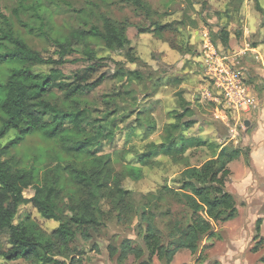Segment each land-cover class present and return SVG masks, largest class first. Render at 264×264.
I'll list each match as a JSON object with an SVG mask.
<instances>
[{
	"label": "rangeland",
	"instance_id": "374dc122",
	"mask_svg": "<svg viewBox=\"0 0 264 264\" xmlns=\"http://www.w3.org/2000/svg\"><path fill=\"white\" fill-rule=\"evenodd\" d=\"M40 1L51 11V30L29 31L17 23L14 30L44 57L53 56L56 51L51 39H63L74 29L100 27V16L109 17L115 23H126L125 35L130 42L129 47L114 51L95 40L87 46L99 58H104L95 77L104 73L105 80L83 99L93 110V117L100 120L96 126L115 125L114 136L102 140L92 150L97 155H110L116 171L129 165L140 170L141 175L137 180L129 177L122 180V189L128 192L126 201L133 209L128 220L107 222L90 242L80 239L77 248L84 253L79 264H114L106 248L118 247L124 239L142 246L136 229L140 206L147 198L156 196L161 186L173 187L185 167L199 166L223 148L226 152H238L237 158L228 165L231 174L225 183L226 191L234 197L237 214L224 223H214L213 236L204 238L195 254L180 250L171 264H264V16L255 8L257 3L264 10V0H143L146 6L143 11L115 0ZM17 2L0 0V12L11 17ZM164 24H171V29L161 34L138 32L139 28ZM223 26L229 30L226 48L218 38ZM208 39L217 50L237 60L233 68L255 103L249 111L232 110L208 79L205 56ZM73 49L76 54L70 60L80 58L83 50L82 46ZM84 65L82 62L65 64L61 68L64 78ZM49 69L41 66L32 71L46 73ZM118 70L123 75L136 71L140 77L119 79L115 77ZM182 101L193 109L192 119L196 122L181 137L198 139L203 145L188 148L179 160L156 156L147 166H142L137 155L147 152L151 144L161 142L164 127L174 122L171 113L179 110ZM114 109L117 113L104 119V114ZM123 116L126 118L122 119ZM245 121L250 124L247 128ZM14 137V132L8 133L0 140V148ZM52 147L51 141L34 134L11 149V154L16 159L30 161ZM103 210H108L105 203ZM171 211L175 215L183 214L182 207L175 203L171 204ZM25 214L47 232L58 226L57 222L41 218L29 205L19 208L15 223ZM66 215L70 216L67 212ZM258 220H261L259 229ZM93 245L97 251L92 249ZM8 247V234L1 231L0 249ZM0 264L27 263L7 262L0 257ZM126 264L137 263L130 258ZM151 264L161 263L153 258Z\"/></svg>",
	"mask_w": 264,
	"mask_h": 264
},
{
	"label": "trees",
	"instance_id": "16d2710c",
	"mask_svg": "<svg viewBox=\"0 0 264 264\" xmlns=\"http://www.w3.org/2000/svg\"><path fill=\"white\" fill-rule=\"evenodd\" d=\"M115 2L139 11L146 8L143 0ZM255 8L263 17L262 7L256 3ZM11 13L9 17L0 12V140L15 133L0 148V232H7L9 245L6 250L0 249V257L27 264H79L84 253L77 248L80 239L90 242L107 222L128 220L133 209L126 201L128 192L122 189V180H137L141 175L140 170L129 165L116 171L110 155H97L92 150L114 136L115 125L96 126L100 120L93 117V110L83 99L105 80L104 73L95 77L104 58L87 47L89 41H99L110 51L129 47L127 24L100 16V27L74 29L63 39H51L56 51L53 56L44 57L14 28L17 23L29 31H50L52 15L48 6L40 0H18ZM25 18L27 22H23ZM170 29L171 24H164L139 28L138 32L161 34ZM218 38L226 48L229 30L225 26L219 29ZM76 46L83 48L81 57L70 60L76 54ZM78 62L84 67L64 78L61 68ZM41 66L50 69L33 73L34 67ZM132 75L140 77L136 71L123 75L122 70L115 77L128 79ZM105 105L108 108V102ZM113 113H117L116 109L104 114V119ZM171 114L174 122L164 127L161 142L137 155L142 166L156 156L179 160L188 148L203 145L198 139L181 137L196 122L192 119L193 109L185 101ZM34 134L51 141L53 147L30 161L16 159L11 149ZM237 156L238 152L223 148L201 165L185 167L173 187L161 186L156 196L147 198L139 209L136 229L142 246L134 245L130 239L122 240L118 247L108 245L110 260L126 264L132 258L137 264H151L156 258L161 264H171L180 250L195 254L204 238L213 236L214 223H224L237 214L234 197L225 189L231 174L228 165ZM103 203L107 211L103 210ZM172 203L181 206L183 214H173ZM27 205L44 220L57 222V228L47 232L29 214L15 223L19 208ZM260 223L258 220V229ZM92 249L97 251V246Z\"/></svg>",
	"mask_w": 264,
	"mask_h": 264
},
{
	"label": "built area",
	"instance_id": "2783aa9c",
	"mask_svg": "<svg viewBox=\"0 0 264 264\" xmlns=\"http://www.w3.org/2000/svg\"><path fill=\"white\" fill-rule=\"evenodd\" d=\"M207 51L205 56L209 80L223 95L232 110L249 111L255 103L251 99L248 88L241 83L240 74L233 68L234 62L237 63L235 57L216 50L209 39Z\"/></svg>",
	"mask_w": 264,
	"mask_h": 264
},
{
	"label": "water",
	"instance_id": "95a60500",
	"mask_svg": "<svg viewBox=\"0 0 264 264\" xmlns=\"http://www.w3.org/2000/svg\"><path fill=\"white\" fill-rule=\"evenodd\" d=\"M249 125H250V124H249L248 121H245V122H244V127H245V128H247Z\"/></svg>",
	"mask_w": 264,
	"mask_h": 264
}]
</instances>
